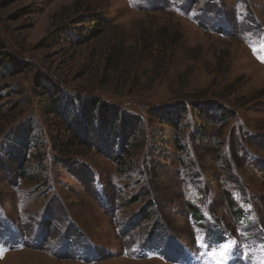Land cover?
<instances>
[{"label":"rangeland","instance_id":"obj_1","mask_svg":"<svg viewBox=\"0 0 264 264\" xmlns=\"http://www.w3.org/2000/svg\"><path fill=\"white\" fill-rule=\"evenodd\" d=\"M0 43V264H264V0H0ZM40 78L121 106L122 163L94 135L79 166L54 159ZM179 102L180 131L153 115Z\"/></svg>","mask_w":264,"mask_h":264},{"label":"trees","instance_id":"obj_2","mask_svg":"<svg viewBox=\"0 0 264 264\" xmlns=\"http://www.w3.org/2000/svg\"><path fill=\"white\" fill-rule=\"evenodd\" d=\"M108 21V18L105 19L104 17L95 19V23H97L96 26L98 27L105 26ZM101 31H103V29L97 28L92 30L90 35L83 34L81 35V37L82 39L87 40L93 39L97 35H100ZM53 36L54 34L50 32L47 36L44 37L43 42H45V44H48V41L52 40ZM178 43L179 42H172V45H177ZM148 44L149 45L146 46V50L151 53L159 52L163 48H168L169 45L168 43L159 45V43L154 42ZM40 85L45 86L43 87L44 89L42 88L41 93L44 97V101L39 102V108L44 115H53L59 118V123H54L55 129L58 130L57 132L59 133L56 138L60 142L59 146H56L57 148H53L58 154H54V159L56 161L60 160L66 163V160L72 158V162L74 163V165L79 166L80 164H82L80 162L81 151L79 152V150L84 147H92L86 138H88L90 135H94L109 149V151L113 155L117 154L118 164L123 162V156L124 154H126V150H128L126 148V145H129V142H131L130 136L135 130L132 133L128 134L127 130L129 129L128 125L125 123V120L129 116L124 112V110H121V106H115V104L112 102L108 103L105 100H101V97H98L97 95H91L87 97L76 96L74 98L70 95V93L62 91L60 87H58L48 78H40L39 86ZM189 107H187L184 103L179 102L172 107L167 106L161 109L156 108L152 112L153 115H155L160 120V123L162 125L176 127L177 130L179 129L180 131L181 127L179 126L182 124L186 112L190 110ZM218 107H212L209 110L211 114L216 110L220 111V116L218 115L219 119H216L215 121L218 122L221 119L226 120L227 118H229L225 108L219 107L220 109H218ZM194 109L200 115L198 118L201 119V122L198 123L197 129L194 128L192 135L194 139L198 140L199 144H205L206 141L208 142L212 139V135H210L211 126L204 122L207 120V118L204 117L207 112L206 107L204 108L202 105H195ZM118 122H120V124H118ZM26 125V134L17 131L13 133V136L10 139L9 145L11 147V151L8 152L7 156H11V159L13 161L16 159L19 149L21 150L25 148V151H28L31 146L30 144L33 138L31 132L33 128L31 122H28ZM26 125L24 126V128L26 127ZM122 127L124 128V131H122ZM200 129L203 135H201V133L199 132ZM118 130H121V132H119ZM46 131L48 133V129ZM179 136L180 134L178 133V139ZM40 144H42V142H37V146H39ZM86 144L89 146H86ZM119 146L121 148V151L117 152L115 149ZM179 147L182 148L180 151H183L184 148L180 144ZM43 155L44 152H39V155L37 156L39 162L42 161L41 157ZM1 161H3L2 158H0V163H2ZM40 165L42 167V164ZM123 166L125 167V165ZM225 192L229 197L228 201L230 203L231 193H229V191ZM187 204L190 211H193L192 214L196 218L200 219L201 217H199V215L201 214V212L199 211V209L197 207H194V204L192 203L188 202ZM51 216V214H48L43 218V220L45 218H50ZM45 221L47 222L48 219H45L44 222ZM156 224H158V222H156ZM42 226L46 228V226ZM42 236H44V234H41V238ZM150 237H159L158 230H152V232H150ZM35 247L40 248V242L35 245Z\"/></svg>","mask_w":264,"mask_h":264}]
</instances>
